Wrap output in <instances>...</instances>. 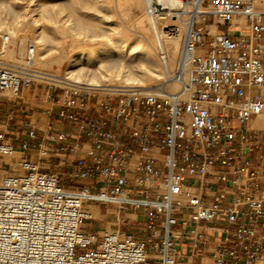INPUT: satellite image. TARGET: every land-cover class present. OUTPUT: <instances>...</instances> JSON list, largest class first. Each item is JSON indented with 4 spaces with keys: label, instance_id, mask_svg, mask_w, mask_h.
Returning a JSON list of instances; mask_svg holds the SVG:
<instances>
[{
    "label": "built area",
    "instance_id": "2783aa9c",
    "mask_svg": "<svg viewBox=\"0 0 264 264\" xmlns=\"http://www.w3.org/2000/svg\"><path fill=\"white\" fill-rule=\"evenodd\" d=\"M145 1L153 21L185 22L179 92L41 71L32 38L12 60L0 32V92L44 88L49 104L44 128H0V169H12L0 180V264H264V130L250 127L264 109V9ZM91 206L114 226L89 228Z\"/></svg>",
    "mask_w": 264,
    "mask_h": 264
},
{
    "label": "bare ground",
    "instance_id": "6f19581e",
    "mask_svg": "<svg viewBox=\"0 0 264 264\" xmlns=\"http://www.w3.org/2000/svg\"><path fill=\"white\" fill-rule=\"evenodd\" d=\"M76 1L77 0H73L72 2H76ZM160 1L170 6L182 8L184 9V11H187L189 9V6L186 5L184 2H182L181 0H160ZM196 1L197 3H199V0H196ZM109 2H110L111 11L117 8L120 10L124 9L126 10L125 12H130L133 7H138L139 9H141L143 6V0H127V2H124L122 0H110ZM258 2L261 5V7L264 9V0H258ZM36 8L34 10L32 9V11L33 12L35 10L40 11L44 9V8L42 9L41 6L38 7L37 9ZM51 9L50 7H47V9L45 8L42 12L45 14V16L43 17L51 19L50 21H53V23L55 24L57 23L54 20V14L56 13V11L53 9L51 10ZM208 9H209V6H207L206 8L204 6H200V10H203L205 12ZM102 11L104 10L101 9L100 12ZM35 14L36 13L30 14L31 18H32V15H35ZM21 15L23 14L22 13L20 14L19 12L16 15L17 19L20 18ZM31 18H30V21L35 19V17L34 19H31ZM144 20L145 19L143 15L142 16L136 15V18L134 19L132 23H130V25L125 24L126 28L122 27L121 29L116 30V35L114 37L110 36V39L108 42H101V43L99 42L95 47H93V44L87 43L86 41H80V42L77 41L78 49L76 53L75 51H73L72 54H71V47L76 42L74 41V43L72 44L70 42L71 38L69 40L66 37H64L63 40H58L60 36L58 35L59 36V37L57 36L58 38L55 37L54 32L55 33L57 32L67 33L69 32L70 29L74 30V32H79V30H83L85 28L90 31V34L96 36V35H99L100 31H102L101 28H99L98 24H96V26L95 25L92 26L94 21L91 24V26L89 25V27L86 28L87 24L83 25V23L78 19H74L73 25H69V26L64 25L63 27V26H57V24L55 25L53 24L54 26L50 27L49 32L41 33L42 32L41 31L39 32L37 37L40 38L39 40L42 41L43 44L55 43L56 45H58V49L56 52L57 54L50 59L46 58L45 53H44L45 55L44 54L40 55L39 51H37L38 44L36 43L34 38H32L35 43L34 54H33L35 64H38L43 67H48L53 62H58L61 65V62L64 59H66L69 56H72L71 59L69 60V70L66 73L68 74V76L72 78H75L78 80H87L95 84L103 83V81L105 80L108 81L109 83H116V81H119V82L137 84L138 86L141 87L140 89L141 92L152 91L158 88L157 87L158 85L161 87V90L163 91L179 92L182 89V81L177 78V74H181L182 78L188 81L190 77V72H191V60L190 58L185 57V52H182V46H183L185 36H186L185 22L183 21V18L181 17L174 19V18H171L170 16L158 22L150 20V23L154 31L153 32L154 36L151 38V36H148L144 30H141V28L144 29L143 27ZM237 20L242 22L241 17L237 18ZM28 21H29V18H28ZM6 22L3 16L0 15V32L2 31L1 29L3 27H7L4 29L12 38V45L9 47L7 54L9 57H14L15 43L17 41L16 39L17 37H19L20 40H22V42L25 40V37H26L25 31H23L25 30V28L23 29V25L19 24L20 21L18 23H15L14 27L9 26V23L7 25ZM12 22H16V21L13 19ZM5 24L6 26H4ZM171 26H174V27H171ZM209 26L211 27L213 33H215L218 30L215 24H211ZM165 28H170V29L173 28L174 31H172L171 34H168L170 32H166ZM73 39L74 38L72 37V41ZM127 39H132L137 43H141L143 46L142 48L143 50L140 52L141 58L138 59L139 60L138 63L136 65H127L125 66L126 69L123 70L124 65L123 63H121V58L123 56L121 57V54L126 53L130 55L131 57L135 56V53L132 51L133 50L132 47L126 46L125 44L122 43L123 41ZM152 40L154 41V44ZM111 42L113 43V45L112 47H109V43ZM93 48H95L94 49L95 53L90 55V53L93 51ZM24 52H25L24 47L23 45H21L20 53L23 54ZM181 54H182V57H181ZM156 58L160 60L159 61L160 67L158 69L155 67V64L157 63ZM81 61H83L87 65L98 63L99 66H101L99 69L98 75L91 74L90 70L89 72L87 71L88 72L87 74L86 70L90 69L89 67L88 69H86V67H83V66L77 67L78 63H80ZM84 69H86L85 72L83 71ZM41 71H44V70H41ZM44 72H48V71H44ZM48 73H51L54 75L60 74L59 71L57 72L49 71ZM158 79H161V80L156 82ZM8 92H11V91H8ZM250 127L264 130V109L261 115L256 117V119L251 120ZM15 155L16 153L13 151L12 153L7 154L4 159L7 161H10L11 158ZM13 165L15 167L17 166L16 164H13ZM6 174H7V171L5 169H0V180ZM89 213L91 214L92 218L100 216L99 208L96 206H91ZM108 228H109V225H108Z\"/></svg>",
    "mask_w": 264,
    "mask_h": 264
},
{
    "label": "rangeland",
    "instance_id": "374dc122",
    "mask_svg": "<svg viewBox=\"0 0 264 264\" xmlns=\"http://www.w3.org/2000/svg\"><path fill=\"white\" fill-rule=\"evenodd\" d=\"M72 1L73 0H71V1L70 0H3V1L0 0V15L3 16V18L5 19V22L7 21L6 22L7 25L9 23V26L14 27L15 23H18L20 21L19 24L23 25V29L25 28V30H23V31H25V36H26L25 40L22 42V40H20V38L17 37V39H16L17 41L15 43V55H14V57H9V56L8 57L12 60L23 59L26 52H27V46L29 43V39H31V38H34V40L38 44L37 45V51H39L40 55H43L45 53L47 59L54 57L57 54L56 52L58 49V45H56L55 43L43 44L42 41L39 40L40 38H38L37 35L41 31H42L41 33L49 32L50 27L54 26L55 24H57V26H63V27H64V25L65 26L73 25L74 19L80 20L83 23V25L87 24V27L85 26L86 28H88L89 25L91 26V24L94 21L92 26L93 25L96 26V24H98L99 28H101L102 31H100L99 35H96V36L90 34V31L88 29H85V28L83 30H79V32H74V30L70 29L69 32H67L68 34L66 32H57V33L54 32L55 37H57L58 35L60 36V37L58 36L59 38L57 37L58 40H63L64 37H66L69 40L71 38L70 42L72 44L74 43V41L76 42L72 46L74 49L71 47V54L73 51H75V53H76V51L78 49V47H77L78 42L77 41H79V42L80 41H86L87 43L93 44V47H95L99 42L100 43L101 42H108L110 39V36L114 37L116 35V30L121 29L122 27L126 28L125 24L130 25V23H132L134 21V19L136 18V15H141V16L143 15L144 16V19H145L144 24H143L144 29L141 28V30H144L148 36H151V38L154 36V33H153L154 31H153L152 25L150 23V20L152 21V19L146 10V1L145 0H143V6L141 9H139L138 7H133L130 12H125L126 10H124V9L120 10L117 8L115 10L111 11L110 10V2H109L110 0H98V1H96V0H94V1L93 0H77L76 2H72ZM122 1L127 2V0L126 1L122 0ZM203 1L204 2L202 3V5L205 8L207 6H209L208 0H203ZM71 3H73V4H71ZM184 3L186 5H189V3H186V2H184ZM37 6L38 7L41 6L42 9L43 8L47 9V7H50V9L52 8L53 10H55L56 13L54 11L55 14L54 13L53 14H54V20L57 23L54 24L53 21H50L51 19L43 17V16H45V14L42 13L44 9L40 10V11L35 10L33 12L32 9L34 10ZM260 8H262L261 5H260ZM101 9L104 11L100 12ZM180 11L182 12V10H180ZM19 12H20V14L22 13L23 15H21V17L17 19L16 15ZM32 13H36V14L32 15V18H31L30 14H32ZM206 14H207L206 19L202 18L201 21H205L206 23L212 22L213 21V15L210 13H206ZM34 17H35V19H34ZM28 18H29V21H28ZM30 18L34 19L35 21L34 20L30 21ZM13 19L16 22H12ZM4 26H6V24ZM4 28H7V27H3L1 29L2 32H6V30ZM209 28L212 32V29L210 26H209ZM220 29H225V27L220 26ZM72 34H73V36H72ZM72 37L74 38L73 41H72ZM152 42L154 44L153 40H152ZM122 43L125 44L126 46L132 47V49H133L132 51L135 53V56H132V57L126 53L121 54V57L123 56L121 58V63H123V65H124L123 70H125L126 69L125 66L136 65L138 63V61H139L138 59L141 58L140 52L143 50L142 49L143 46L141 43H137L132 39H127V40L123 41ZM21 45H23L24 50H25V52L23 54L20 53V46ZM112 45H113L112 42L109 43V47H112ZM55 47H56V49H55ZM94 49L95 48H93V51L90 53V55L95 53ZM71 57L72 56H69L66 59H64L61 62V65L58 62H53L52 63L53 65L51 64L48 67H43V66H40L38 64H36V67L38 69L48 71V72L49 71H51V72L59 71L61 74H66L69 70V60L71 59ZM156 61H157V63L155 64V67L158 69L160 67V62H159L160 60L158 58H156ZM97 65H98V67H97ZM82 66L86 67V69H88V67L90 68L88 70H86V69L83 70L84 72L86 70L87 74L90 70L91 74H97V75H98L99 69L101 67V66H99L98 63L87 65L86 63L81 61L80 63H78L77 67H82ZM49 67H51V68H49ZM159 80H161V79H158L156 82H158ZM103 82H108V81L105 80ZM116 82H119V81H116ZM31 89L25 87L22 91H20L19 95H21L22 98L16 97V95L14 93L6 91L7 94L9 95V97L11 98V100L10 99L8 100V98L0 100V105L3 102L7 101L6 107H4L3 109L0 107V128L3 127V125H2L3 120H7L9 114H11V113H14V119L9 121L10 122V127H9L10 130L13 128L19 127L20 131H24L27 128V126L25 125V122L27 123L32 119H33V121H35L36 118H38V120H39L38 122H36L37 123L36 125H38L40 128L45 127L48 117L44 113L43 107H41V106L48 107L49 104L44 99V93H43L44 88L43 89L39 88L35 94H33V90H31ZM37 93H39L38 94L39 96H36ZM14 100L20 101V104L17 106L11 105V101L13 102ZM21 108H23V109H21ZM254 119H256V118H254ZM18 122H19V124L21 122V125H17L16 123H18ZM11 126H13V128ZM4 169H6L7 174L12 172V169L9 168L8 166L5 167ZM215 187H219V186H215ZM129 216L132 218H135V215L130 214ZM95 218H97V219H92L91 222L88 221V226H90L89 228H91L92 230L102 231L103 229L108 227V225H109V227L114 226L112 224L113 216L111 217L110 214L105 215L104 211L102 213H100L99 217H95ZM124 228L127 230L135 231L136 233H139V234L141 231V226L138 222H131V224H129V226L126 225V226H124Z\"/></svg>",
    "mask_w": 264,
    "mask_h": 264
},
{
    "label": "crops",
    "instance_id": "0c3cea01",
    "mask_svg": "<svg viewBox=\"0 0 264 264\" xmlns=\"http://www.w3.org/2000/svg\"><path fill=\"white\" fill-rule=\"evenodd\" d=\"M8 98V100L10 99L11 100V98L9 97V95L6 93V92H0V100L2 99H7ZM3 102V101H2ZM7 101H5V102H3L1 105H0V107L3 109L4 107H6V103ZM20 104V101H17V100H14L13 102L11 101V105H19ZM23 106V105H22ZM41 107H43V111H44V113L47 115V117L49 118V113H48V111H46L45 110V108L46 107H44V106H41ZM38 119V118H37ZM39 121V120H38ZM3 124V126L4 125H6V128H7V130H10L9 129V127H10V122L9 121H7V120H3V122H2ZM251 123V122H250ZM14 126V125H13ZM13 126H11L12 128H13ZM38 126V125H37ZM184 263V262H183Z\"/></svg>",
    "mask_w": 264,
    "mask_h": 264
}]
</instances>
